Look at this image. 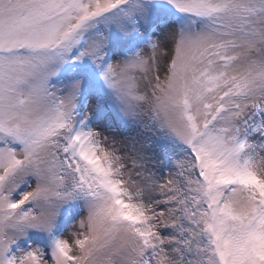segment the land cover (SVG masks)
Instances as JSON below:
<instances>
[{"label": "rangeland", "instance_id": "374dc122", "mask_svg": "<svg viewBox=\"0 0 264 264\" xmlns=\"http://www.w3.org/2000/svg\"><path fill=\"white\" fill-rule=\"evenodd\" d=\"M79 38L91 55L114 49L100 77L83 51L65 58ZM185 101L198 132L213 121L202 139L245 178L217 184L232 214L217 224L206 209L215 177L190 181L187 199L180 190L191 167L178 155L195 134ZM63 114L83 117V144L111 190L64 189L44 127ZM171 136L178 154L159 144ZM263 201L264 0H0V264H222L219 231L250 232L264 264Z\"/></svg>", "mask_w": 264, "mask_h": 264}, {"label": "trees", "instance_id": "16d2710c", "mask_svg": "<svg viewBox=\"0 0 264 264\" xmlns=\"http://www.w3.org/2000/svg\"><path fill=\"white\" fill-rule=\"evenodd\" d=\"M72 49H75V47H72ZM83 54L84 60L86 62V66L84 68L87 71L89 68L90 72L94 73L93 75L95 76L97 65L99 63L101 55H91L85 51H83ZM64 56L65 58H71L72 55L64 54ZM74 57H79L77 52H74ZM77 112H79V109ZM64 114L63 116H58L54 119H51L44 126L45 132L52 138V152L61 165L58 177L62 179V185L64 189L69 190L76 194V196L78 195L81 197L85 195L98 194L100 190H103L105 188H107L108 190L109 186L102 176L101 171H99L90 162L86 154V150H84L82 146L78 145L72 138V120H70V118L68 119V115ZM158 141L159 144L164 149H166L169 154H178L177 152L181 148L182 144L178 138L173 136ZM185 146L186 150L181 152L178 157H181L183 160H189L188 162L191 168H189L188 171H185V175L181 174L182 170L179 171L177 177L179 178L181 185L180 190L184 194L185 199H187L193 195V187H189L191 184L190 181H194V179H197L199 182L203 183V181L206 180L205 175H210V168L208 166L206 167L205 165H200V161L195 157L190 145L186 144ZM184 176L188 180H184V182H181ZM221 181H224V179L217 178L215 180L213 188L209 187L210 192H214L218 184L217 182ZM206 190L203 191L204 198L210 193L209 192L207 194ZM214 199L215 205H206V209L209 211L212 209L213 215L216 218V224L220 223L224 219L226 220L228 218H231L232 214H230V210L227 207L219 205V202H216L217 199L215 196ZM78 209H81L80 203L78 201L75 205L73 204L65 209L64 214L55 223L52 231L53 233L50 235L57 237V234L62 232L64 228L68 226L74 219ZM207 230L212 231L213 233L215 232L214 228L208 225L204 227V232H206ZM216 234L218 238L221 237V240H218L221 241L222 244L217 243V246L219 245L220 247H216V252H219V254L221 255L222 264H255L254 260L256 252L253 243L251 242L250 232L245 235H234L229 234L228 231H219ZM35 240L36 239L32 241L31 238L26 239L24 245V247L26 248L24 252L25 255L30 254L32 257L34 256V260L36 261L39 259V257H41V249L35 247ZM56 241L58 242V238H56ZM67 258H69L68 261H75L78 257L67 255Z\"/></svg>", "mask_w": 264, "mask_h": 264}]
</instances>
